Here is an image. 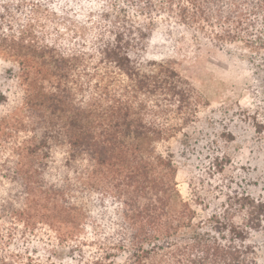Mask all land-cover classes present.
Returning a JSON list of instances; mask_svg holds the SVG:
<instances>
[{
	"label": "trees",
	"instance_id": "1",
	"mask_svg": "<svg viewBox=\"0 0 264 264\" xmlns=\"http://www.w3.org/2000/svg\"><path fill=\"white\" fill-rule=\"evenodd\" d=\"M104 3L107 11L81 20L40 0H0V59L17 64L20 89L0 130L23 135L0 145L9 147V173L36 192L20 215L34 210L61 244L84 225L97 235L109 230L96 242L101 255L79 264H256L245 243L247 228L261 225L264 200L246 198L245 226L227 215L196 219L177 188L172 155L159 147L190 121L196 94L168 61L142 68L134 55L158 14L216 45L264 50V0ZM53 167L65 178L48 188L40 177ZM103 202L113 207L110 225L92 216Z\"/></svg>",
	"mask_w": 264,
	"mask_h": 264
},
{
	"label": "rangeland",
	"instance_id": "2",
	"mask_svg": "<svg viewBox=\"0 0 264 264\" xmlns=\"http://www.w3.org/2000/svg\"><path fill=\"white\" fill-rule=\"evenodd\" d=\"M40 1L81 20L89 10L95 11V19L107 11L104 0ZM133 19L148 24L142 16L133 14ZM149 34L135 60L142 68L168 61L196 94L190 121L159 145L172 155L177 188L196 211V219L227 215L234 224L245 226L246 198L264 200V50H250L241 43L216 45L164 14L155 17ZM17 68L14 61L0 59V119L7 114V104L19 95ZM14 132L3 124L0 141L22 140V133ZM7 156L9 147L0 145V258L13 264H79L100 256L96 242L104 240L109 230L99 237L96 229L84 225L75 240L61 244L49 224L31 217L34 210L27 211L30 217L20 215L26 203L34 202L36 192L34 184L27 191L22 178H13L9 166L14 165L5 162ZM64 178L58 167L40 177L47 187ZM103 206L95 208L93 218L101 225L109 223V216L113 223L111 203ZM260 224L247 228L245 243L256 264H264V214Z\"/></svg>",
	"mask_w": 264,
	"mask_h": 264
}]
</instances>
